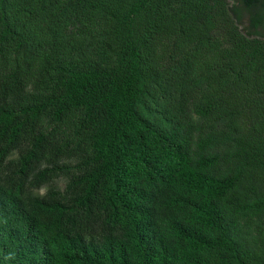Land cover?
<instances>
[{
  "label": "trees",
  "instance_id": "1",
  "mask_svg": "<svg viewBox=\"0 0 264 264\" xmlns=\"http://www.w3.org/2000/svg\"><path fill=\"white\" fill-rule=\"evenodd\" d=\"M230 5L0 0V264H264V40Z\"/></svg>",
  "mask_w": 264,
  "mask_h": 264
},
{
  "label": "flooded vegetation",
  "instance_id": "2",
  "mask_svg": "<svg viewBox=\"0 0 264 264\" xmlns=\"http://www.w3.org/2000/svg\"><path fill=\"white\" fill-rule=\"evenodd\" d=\"M231 14L238 21L244 35L264 40V0H258L252 8L243 0H229ZM252 18L256 19L253 25ZM243 26V27H242Z\"/></svg>",
  "mask_w": 264,
  "mask_h": 264
},
{
  "label": "rangeland",
  "instance_id": "3",
  "mask_svg": "<svg viewBox=\"0 0 264 264\" xmlns=\"http://www.w3.org/2000/svg\"><path fill=\"white\" fill-rule=\"evenodd\" d=\"M243 27V26H242Z\"/></svg>",
  "mask_w": 264,
  "mask_h": 264
}]
</instances>
